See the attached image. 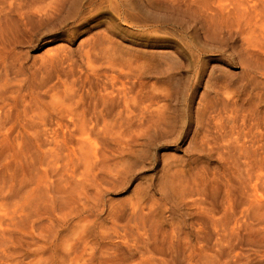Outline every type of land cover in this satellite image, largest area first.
<instances>
[{
  "label": "rangeland",
  "instance_id": "374dc122",
  "mask_svg": "<svg viewBox=\"0 0 264 264\" xmlns=\"http://www.w3.org/2000/svg\"><path fill=\"white\" fill-rule=\"evenodd\" d=\"M5 1L2 17L19 4ZM34 1L0 22V92L16 89L0 101V264H264V42L205 36L235 1L264 0ZM124 67L143 68L137 99L162 88L142 108L169 107L125 158L98 130L113 136L102 98ZM206 99L216 110L197 118Z\"/></svg>",
  "mask_w": 264,
  "mask_h": 264
},
{
  "label": "bare ground",
  "instance_id": "6f19581e",
  "mask_svg": "<svg viewBox=\"0 0 264 264\" xmlns=\"http://www.w3.org/2000/svg\"><path fill=\"white\" fill-rule=\"evenodd\" d=\"M7 1V0H6ZM5 1V2H6ZM15 1V0H14ZM18 2H19V4L17 3V6L20 8V7H22V4L21 3H23V0H17ZM26 1V0H25ZM36 1V0H35ZM34 1V2H35ZM38 1V0H37ZM36 1V2H37ZM44 1H47V0H44ZM53 0H49V2H52ZM147 1V0H146ZM153 1V0H152ZM161 1V0H160ZM170 1V0H169ZM168 1V2H169ZM182 1V0H181ZM184 1L185 0H183V5H184ZM220 1V0H219ZM230 1H232V0H230ZM243 1V0H242ZM247 1V0H246ZM250 1H252V0H250ZM8 2H9V0H8ZM12 2V1H11ZM28 2V1H27ZM40 2H41V0H40ZM48 2V1H47ZM69 2V0H55L54 2H52V4H57L58 6H62L63 8H64V6H65V4H67ZM70 2H71V0H70ZM73 2V1H72ZM75 2L77 3V2H79V0H75ZM91 2H92V0H91ZM98 2V1H97ZM157 4L159 3V2H157V1H155ZM155 2H154V4L153 3H151L156 9H158V10H162V11H168L169 13H170V11H173V12H175L176 13V15H177V13L179 14V13H181L182 15H184V16H186V18L187 19H192L193 18V16H192V13H194V12H192L191 13V9H190V7L188 8V9H183L182 11H180V10H177V8H175V7H168V6H166V5H162L163 3H165V1L163 2V0H162V4H159V5H155ZM173 2V0H171V2L170 3H172ZM174 2H177V1H174ZM193 2V1H192ZM195 2V1H194ZM221 2V1H220ZM229 2V1H228ZM236 3H234V5H233V3H231V2H229V3H231L233 6H234V9H233V11H234V14L233 15H229V16H225V15H222V16H218L217 18H211V23L213 24V26H214V28H215V31L213 32V34H214V36H209L208 34H206V32H205V36H208L209 38H213V39H216V40H222L221 42H223V41H225L226 39L225 38H221L220 36H221V34L223 33V30H232V29H234V30H236V31H238V32H240L241 34H242V36L244 35V43H245V45H247V47L246 48H249V47H256V46H258V44H259V42L260 41H262V42H264V17H263V12H264V9H262V8H260V7H258L257 5H255V4H253V5H249L248 3H251V2H248V3H244V2H241V1H238V2H241V3H238L237 1H235ZM254 2V1H253ZM256 2V1H255ZM1 3V2H0ZM58 3H60V5L58 4ZM186 3V2H185ZM228 3V4H229ZM11 4V3H10ZM14 4V3H13ZM24 4V3H23ZM39 4H43V5H40V6H38L37 7V12H36V10H33V11H35L37 14L39 13L40 14V12H41V14L43 13V14H45L47 11H48V7H47V11H45L43 8H41V6L42 7H45L44 5V2H42V3H39ZM114 4V3H113ZM7 5V4H6ZM9 5V4H8ZM8 5H7V7H8ZM15 5V4H14ZM36 5V4H35ZM46 5H48V3L46 4ZM73 5V4H72ZM103 5V4H102ZM174 5L176 6V4L174 3ZM180 5V4H179ZM179 5H177V6H179ZM182 5V6H183ZM219 5V4H218ZM217 5V6H218ZM260 5V4H259ZM1 6V5H0ZM10 6V5H9ZM17 6H13V7H16V8H18ZM25 6V5H24ZM23 6V7H24ZM34 6V5H33ZM50 6H52L51 5V3L49 4V7ZM101 6V5H100ZM121 6H123V5H121ZM120 6V7H121ZM181 6V5H180ZM180 6H179V8H180ZM189 6V5H188ZM187 6V7H188ZM224 6V5H223ZM26 7V6H25ZM35 7V6H34ZM185 7V6H184ZM197 7H199V6H197ZM221 7V6H220ZM226 7V6H225ZM2 8V7H1ZM13 9L12 8V6H11V8L9 7V14H11L10 13V9H13V10H17V9ZM27 8V7H26ZM30 8V7H29ZM38 8H39V10H38ZM46 8V7H45ZM59 8L60 7H57V9H56V11H59L60 13H61V11L59 10ZM196 8V7H195ZM201 8V7H200ZM30 9H32V8H30ZM34 9V8H33ZM42 9V10H41ZM51 9H54L55 10V8H51ZM66 9V8H65ZM194 9V8H193ZM220 9V8H219ZM222 9V8H221ZM225 9V8H224ZM228 9H229V7H228ZM4 10V9H3ZM2 10V11H3ZM5 10H6V8H5ZM21 10H24L23 8L21 9ZM41 10V11H40ZM54 10H51V11H53V12H55ZM62 10H64V9H62ZM120 10V9H119ZM196 10V9H195ZM194 10V11H195ZM202 10H204V9H202ZM24 11H26V10H24ZM50 11V12H51ZM193 11V10H192ZM198 11V10H197ZM222 11H223V9H222ZM4 12V11H3ZM2 12V13H3ZM21 12V11H20ZM49 12V11H48ZM167 12V13H168ZM173 12H172V17H173ZM202 12H204V11H202ZM202 12H201V14H202ZM207 12V11H206ZM209 12V11H208ZM208 12H207V14H208ZM1 13V14H2ZM14 13H15V11H14ZM16 13H17V11H16ZM24 13V12H23ZM56 13V12H55ZM52 14V12H51V14L55 17V15L56 14ZM85 13V12H84ZM9 14H8V17H9ZM18 14V13H17ZM21 14V13H20ZM26 14H28V12L26 13ZM48 14V13H47ZM46 14V16H48ZM199 14V13H198ZM58 15V14H57ZM62 15V14H61ZM74 15V14H73ZM6 16V15H5ZM41 16V15H40ZM50 16V15H49ZM170 16V15H169ZM212 16V15H211ZM215 16V15H214ZM0 17H2V16H0ZM7 16L6 17H4V15H3V17L2 18H0V22H3V20L1 21V19H3V18H8ZM22 17V16H21ZM20 17V18H21ZM33 17V16H32ZM43 17V16H42ZM44 17H45V15H44ZM52 17V16H51ZM51 17H49V18H46V19H50ZM53 17V18H54ZM168 17V16H167ZM175 17V16H174ZM183 17V16H182ZM213 17V16H212ZM25 18H26V16H25ZM11 19V18H10ZM30 19V18H29ZM167 19V18H166ZM7 20V19H6ZM9 20V19H8ZM7 20V21H8ZM38 20V19H37ZM42 20V19H41ZM170 20V19H169ZM208 20V19H207ZM45 21V20H44ZM165 21V20H164ZM208 22V21H207ZM1 24V23H0ZM161 24H163V25H165L164 23H161ZM2 25H3V23H2ZM33 25H34V23H33ZM37 25V24H36ZM1 26V25H0ZM40 26V25H39ZM167 26V25H166ZM5 27V26H4ZM161 27H162V25H161ZM11 28V27H10ZM2 29V28H1ZM24 29V28H23ZM29 29V28H28ZM217 29L218 30H220V33H219V35L217 34ZM258 29V30H257ZM226 30V31H227ZM7 31H9V30H7ZM257 32H260V33H258V36H255L256 34H257ZM4 33V32H3ZM2 33V34H3ZM243 39V38H242ZM220 42V43H221ZM148 57L150 58V59H154L155 57L153 56V55H148ZM164 58V57H163ZM166 58V57H165ZM139 60H141V59H139ZM143 61V60H142ZM156 61H157V59H156ZM141 62V61H140ZM146 62V61H145ZM146 63H149V62H146ZM146 63L144 64V62H143V64L145 65V67L147 66L148 68H149V66L148 65H146ZM156 63V62H155ZM157 63H158V61H157ZM161 63V62H160ZM164 63V62H163ZM153 65H154V62L152 63ZM151 64V65H152ZM138 65V64H137ZM144 65H143V67H144ZM157 65V64H156ZM156 65H154V66H156ZM158 65H159V63H158ZM166 65V64H165ZM129 66H130V63H129ZM141 66V65H140ZM153 66V67H154ZM139 67V66H138ZM142 67V66H141ZM141 67L139 68L140 70H137V69H132L131 67H129V69L127 68V70H126V68L124 69V70H126V71H128L129 70V72H125L124 70H120L121 71V73H120V71H116L115 70V72H114V69H113V72H114V74L115 73H118L119 74V76H118V81H120L121 82V85H119V83L117 84V85H114L113 84V90L109 93L108 92V96L107 97H103L102 99V105H103V108L104 107H108L109 109H111L112 110V112H113V129L111 130L112 132L114 131V133H113V136H108V135H111L112 133L110 132V130H107V127H106V125H105V123H104V127H103V124H102V126H100L101 124L99 123V126L101 127V129H98L99 130V132H101L102 133V135L105 137L106 135H107V138L109 137V138H111V140H110V142H108V141H105V142H107L108 144H106V145H108L109 146V144H110V146H109V152L111 153V154H114V155H120V156H124V158H125V156H127V155H130L131 153H133L134 151H136L135 153L136 154H141L142 153V155H143V153L144 152H146V150L148 149V145H150V143H146V144H140L139 143V139H137V135H135L137 132L139 133L140 131H144V133H145V137H149V139H150V137H152L151 136V130H153L154 129V131H155V128H158V127H160L161 125H162V123L164 124L165 123V116L167 115V111L169 110V107L168 106H163L162 107V109L163 110H161V111H159V112H157L156 111V108H155V111L154 112H152V108H151V106H149L148 108H142L143 106H142V103L144 102L145 103V105L144 106H146L148 103H147V101H153V100H155V99H157L158 98V101L161 99L158 95L160 94L161 95V93H158V95H157V92H158V89L159 88H155V89H152V87L150 88L149 86V90L148 91H146V93H145V91L144 90H141L142 91V94L140 93L139 94V97H138V99H137V94L135 95V91H136V89H137V91L139 90L138 89V87L136 86V81L137 82H139V83H142L141 81H142V79H143V73H141V72H139V71H143L142 69H141ZM157 67V66H156ZM159 67V66H158ZM158 67H157V69H158ZM167 67V66H166ZM137 68V67H136ZM151 68V67H150ZM149 68V69H150ZM123 69V68H122ZM131 69H132V71L134 70V71H137V72H130L131 71ZM147 69V68H146ZM149 69H147V70H149ZM170 69V68H169ZM147 70H145V72L147 73ZM151 70V69H150ZM168 71V70H167ZM144 72V71H143ZM154 72V71H153ZM169 72V71H168ZM117 74V75H118ZM116 75V74H115ZM115 75H113V77L115 76ZM170 76V75H169ZM7 79H8V77H6V81H7ZM114 80L116 81L117 80V77H114ZM173 79H171V81H172ZM170 82V81H169ZM131 83H132V86L130 87V85H131ZM7 85H9V83L7 82L6 83ZM208 89L210 88V87H212L213 88V86H210V84H211V81H208ZM137 85H138V83H137ZM114 86H117V88H115ZM118 86L120 87V88H118ZM140 86V85H139ZM5 88H6V86H4ZM3 87V88H4ZM8 87V86H7ZM11 87V89L10 90H7L6 89V92H5V90H3L2 92H0V101H2V102H4V101H7V100H5V99H2V98H7L9 95H10V98H11V94H12V96L13 95H15L14 94V91H16V89L12 92V86L11 85H9V88ZM136 87V88H135ZM144 87V86H143ZM155 87V86H154ZM172 87V86H171ZM8 88V89H9ZM17 88H19V87H17ZM135 88V89H134ZM211 88V89H212ZM161 90H162V88H160ZM159 89V90H160ZM171 89V88H170ZM206 89V88H205ZM1 90V89H0ZM19 91H20V89H18ZM132 90H135L133 93L134 94H132V92L130 93V91H132ZM213 90V89H212ZM7 94V96H6V94ZM166 92H168V91H166ZM166 92H165V94H166ZM18 93V92H17ZM145 93V95H144V99H146L147 101H145V100H143V98H142V96H143V94ZM135 95L136 96V99H137V101H139V103L137 104V103H135L137 106H135V104H133L132 103V101H130L131 99H133V98H130V96L131 95ZM164 94V93H163ZM164 94V96L167 98V96L169 95H165ZM5 95V97H3ZM26 95V94H25ZM170 96V95H169ZM168 96V97H169ZM203 96V94L201 95V97ZM162 97H163V95H162ZM212 97V96H211ZM203 98V97H202ZM12 99V98H11ZM135 99V100H136ZM152 99V100H151ZM9 100V99H8ZM134 100V101H135ZM163 100V99H162ZM133 101V102H134ZM136 101V102H137ZM150 102V103H151ZM157 102V101H156ZM201 102V101H200ZM130 103H131V105H130ZM143 103V104H144ZM160 104H161V102H159ZM101 104V103H100ZM163 104H165V103H163ZM162 104V105H163ZM205 105L203 106V108H202V110H200L199 112H197V118H199L200 116H202V115H206V114H208V113H211L214 109H215V107H216V101H214L213 99L212 100H205V103H204ZM9 105H10V103H9ZM131 106H135V107H131ZM159 106V105H158ZM161 106V105H160ZM156 107H157V105H156ZM221 107V106H220ZM7 108V107H6ZM151 108V109H150ZM154 108V107H153ZM158 108V107H157ZM161 108V107H160ZM201 108V107H200ZM3 109V108H2ZM133 109H135V110H133ZM143 109H150L149 111H150V113H146V115H145V110H143ZM154 110V109H153ZM216 110V109H215ZM220 110V109H219ZM225 110V109H224ZM223 110V111H224ZM2 110H1V108H0V117H1V115H2V112H1ZM148 110H147V112H149ZM5 112H8V111H5ZM4 112V113H5ZM27 112V111H26ZM156 112V113H155ZM216 112V111H215ZM9 113V112H8ZM7 113V114H8ZM212 114H213V112H212ZM214 114H216V115H218L217 113H214ZM219 114H220V112H219ZM6 115V114H5ZM5 115H4V117H5ZM3 116V115H2ZM213 116V115H212ZM211 116V117H212ZM208 117V116H207ZM215 117V116H214ZM213 117V118H214ZM219 117V116H218ZM218 117L217 118H215V119H217L218 120ZM2 118V117H1ZM136 118H138V119H136ZM209 118V117H208ZM207 119V118H206ZM211 119V118H210ZM1 120V119H0ZM138 120V121H137ZM216 120V121H217ZM216 121H214V122H216ZM97 123V122H96ZM217 123V122H216ZM2 124V123H1ZM98 124V123H97ZM97 124H96V129L97 128H99L98 126H97ZM202 124V123H201ZM218 124V123H217ZM4 125H5V123H4ZM1 126V128H2V125H0ZM6 128V127H5ZM160 128H162V126L160 127ZM166 128V127H165ZM3 129V128H2ZM164 129V128H163ZM160 130V129H159ZM204 130V129H203ZM2 131V130H1ZM107 131H109L108 132V134H107ZM142 131V132H143ZM169 131V130H168ZM98 132V131H97ZM165 132V131H164ZM101 133H100V135H101ZM141 133V132H140ZM153 135V134H152ZM142 137V136H141ZM146 139V138H145ZM148 140V139H147ZM144 142V141H143ZM148 142V141H147ZM142 143V142H141ZM111 145H113L114 146V148H113V146L111 147ZM104 146H105V144H104ZM135 146H139L140 147V149H138V148H135ZM106 148V147H105ZM143 148V149H142ZM138 149V150H137ZM93 152V157H95V159H97V157L99 156V152L96 150V151H92ZM91 154V153H90ZM89 154V155H90ZM135 154H133V156H134ZM112 156V155H111ZM118 157V156H117ZM130 157H132V156H130ZM113 158V157H112ZM249 158H252V157H249ZM116 160V159H115ZM122 160V159H121ZM120 160V161H121ZM95 161V160H94ZM122 161H124V160H122ZM119 162V164L120 163H122L121 165L123 166V162ZM89 162H90V160H89ZM100 162V161H99ZM97 163V162H96ZM124 163H126V160H125V162ZM98 164V163H97ZM114 164H117V163H114ZM111 165V166H115V168H114V170L116 169V165ZM118 164V165H119ZM250 166V164L249 165H247L246 167H247V169H248V167ZM121 167V166H120ZM239 167V166H238ZM106 168V167H105ZM112 168V167H111ZM119 168V167H118ZM251 168V167H250ZM102 169H103V167H102ZM113 169V168H112ZM245 170H246V168H245ZM108 172H109V170H108ZM113 172V171H112ZM80 184H82V183H80ZM249 184V183H248ZM251 185V184H250ZM252 188H253V190L255 191V187L254 186H252ZM253 192V191H252ZM252 192H251V194H252ZM251 197H253V195L251 196ZM255 202V201H254Z\"/></svg>",
  "mask_w": 264,
  "mask_h": 264
}]
</instances>
